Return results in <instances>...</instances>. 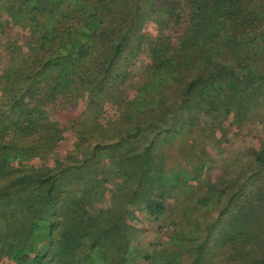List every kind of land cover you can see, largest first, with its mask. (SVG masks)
Returning a JSON list of instances; mask_svg holds the SVG:
<instances>
[{
  "label": "trees",
  "instance_id": "1",
  "mask_svg": "<svg viewBox=\"0 0 264 264\" xmlns=\"http://www.w3.org/2000/svg\"><path fill=\"white\" fill-rule=\"evenodd\" d=\"M136 258L264 264V0H0V264Z\"/></svg>",
  "mask_w": 264,
  "mask_h": 264
},
{
  "label": "rangeland",
  "instance_id": "2",
  "mask_svg": "<svg viewBox=\"0 0 264 264\" xmlns=\"http://www.w3.org/2000/svg\"><path fill=\"white\" fill-rule=\"evenodd\" d=\"M244 135L245 134H240L237 137V140H235V141L233 140L231 143H227L228 149L225 148V146L221 147L220 144L217 145V144L213 143V141H211V140L209 141L207 139L203 140V142H202L203 146L202 147L207 149V152H208L207 156L211 159V161L214 160V162L216 163V159H220V156H224L226 152H231V151L234 152L238 147L249 149L250 146H253L256 144L255 141L257 139L256 138L254 139V136L246 137V135H245V137H244ZM144 223L147 224L148 230L151 229V227L153 225L152 221L145 220ZM146 237L148 239L152 238V236L150 235L149 232L146 233ZM143 239H145V237H143ZM134 262H135V264H138L140 261L138 260V258H136V259H134Z\"/></svg>",
  "mask_w": 264,
  "mask_h": 264
}]
</instances>
